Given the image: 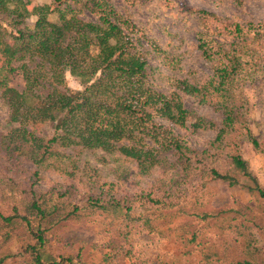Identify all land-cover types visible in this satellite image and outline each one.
<instances>
[{
    "label": "trees",
    "instance_id": "trees-1",
    "mask_svg": "<svg viewBox=\"0 0 264 264\" xmlns=\"http://www.w3.org/2000/svg\"><path fill=\"white\" fill-rule=\"evenodd\" d=\"M33 2L0 0V93L8 104L9 121L15 124L0 139V152L7 164L0 182L10 186L6 198L0 187V264H20L11 262L15 257L29 264H83L79 254L55 250V230L65 221L87 217L124 231L129 221L142 218L137 213L139 207L146 206L152 212L169 206L182 209L180 198L166 195L171 185L162 183L165 175L140 192L131 193L113 182L98 180L81 193V188L74 184L68 187L62 181L28 185L29 179L25 181L21 175L20 158L33 164V175L40 178L42 168L64 172L65 167L73 166L63 149L76 145L116 151L135 162L143 173L158 167L163 153L173 151L184 157L175 169L178 182L188 185L195 178L202 184L223 182L264 196L235 145L221 156L219 166L204 161L202 167L193 166V150L189 155L185 152L184 136L176 129L195 130L211 123L192 117L179 93L165 94L151 87L145 51L140 41L124 30L125 20L109 0H52L30 8ZM184 8L192 11V7ZM82 10L93 19L83 18ZM195 11L212 16L225 29L234 25L236 33L241 31L240 25L213 12ZM32 16L35 18L29 25ZM203 53L208 52L204 49ZM231 53V49L224 50L204 84L182 80L180 89L211 104L220 99L224 106L233 100L231 87L239 57ZM14 72L22 77L21 89L10 85ZM67 75L77 79L80 88H70ZM231 107L234 105L223 107L222 125L213 143L231 131L227 128L236 118H242ZM40 124H48L52 135H36L34 129ZM245 134L255 149L264 152L247 126ZM192 214L207 221L213 216L205 211ZM233 226L237 235L244 234L238 225ZM15 237L23 240L20 251H2ZM249 240L245 250L242 248L249 258L229 264H264V255Z\"/></svg>",
    "mask_w": 264,
    "mask_h": 264
},
{
    "label": "rangeland",
    "instance_id": "rangeland-1",
    "mask_svg": "<svg viewBox=\"0 0 264 264\" xmlns=\"http://www.w3.org/2000/svg\"><path fill=\"white\" fill-rule=\"evenodd\" d=\"M51 1L34 0L30 8ZM109 2L125 20L124 30L137 38L145 51L147 81L151 87L165 94L179 93L192 117L200 116L211 123V126L195 130L176 129L184 136L185 152L189 155L193 150V166L202 167L203 161L207 165L219 166L221 156L235 145L264 191V152L255 149L245 134L247 126L264 149V0ZM76 5L81 6L80 3ZM185 6L192 7V11L186 10ZM196 9L228 19L240 25L241 31L236 33L234 25L225 29L218 20L196 12ZM81 16L93 19L85 10ZM34 18L32 16L28 20L29 25ZM204 49L207 54L203 53ZM225 49H231V55L239 57V67L231 87L234 98L225 105H234L231 109L240 113L242 118H236L234 124L227 128L231 131L213 143L222 125L225 105L222 106L220 99L219 103L211 104L182 91L180 82L204 84L213 74L214 66L223 57ZM66 84L70 88H80L78 80L70 75L66 76ZM10 85L21 89V75L14 72ZM14 125L9 121L8 104L0 93V139ZM34 133L41 137L52 135L48 124L35 127ZM63 151L74 165L65 167L64 172L42 168L40 178L33 175L36 167L20 158L21 175L25 176V181L29 179L28 185L62 181L68 187L76 185L84 193L90 190L92 181L105 180L133 193L149 189L165 175L162 183L171 185V191L166 195L180 198L182 203L178 202V205L182 209L169 206L159 209L160 212H152L146 206L139 207L137 213L142 218L129 221L124 231L114 228L115 225L94 223L87 217L68 220L55 230L53 244L56 251L79 254L77 256L83 264H229L239 258H249L243 249L246 240L251 239L248 242L264 255V196L258 192L223 182L202 184L196 178L188 185L178 182L175 169L184 157H178L173 151L163 153L162 163L145 173L139 171L135 162L116 151L108 153L79 145ZM4 167L7 164L0 152V177ZM16 179L18 181L19 177ZM0 187L4 188L2 196L6 198L10 186L0 182ZM200 211L213 216L207 221L192 214ZM233 225H238V231L244 234L237 235ZM22 241L21 237H15L2 251L17 254ZM22 259L15 257L11 262L17 260L20 264H29Z\"/></svg>",
    "mask_w": 264,
    "mask_h": 264
}]
</instances>
